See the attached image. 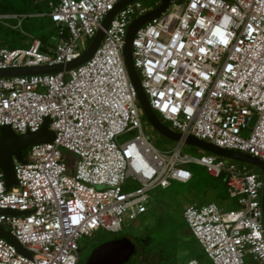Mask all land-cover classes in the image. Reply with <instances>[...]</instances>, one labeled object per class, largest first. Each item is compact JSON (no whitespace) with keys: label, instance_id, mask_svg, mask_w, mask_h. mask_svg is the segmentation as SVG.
Listing matches in <instances>:
<instances>
[{"label":"built area","instance_id":"2783aa9c","mask_svg":"<svg viewBox=\"0 0 264 264\" xmlns=\"http://www.w3.org/2000/svg\"><path fill=\"white\" fill-rule=\"evenodd\" d=\"M119 1L47 0L59 34L44 43L23 33L31 37L27 48L0 46V70L75 61ZM150 11L139 0L119 11L78 68L0 78V129L37 133L48 118L55 133L52 143L30 147L25 163L16 162L17 186L7 190L0 170V210L27 213L0 215V227L30 254L0 238V264H79L82 238L121 233L148 212L154 189L189 183L190 165L224 178L238 206L185 209L206 257L213 264H264L262 172L206 152L186 154L184 141L162 151L144 133L122 52L130 24ZM9 18L0 15V23ZM133 63L151 108L171 130L264 162V0H171L136 33ZM61 148L78 156L72 176Z\"/></svg>","mask_w":264,"mask_h":264},{"label":"rangeland","instance_id":"374dc122","mask_svg":"<svg viewBox=\"0 0 264 264\" xmlns=\"http://www.w3.org/2000/svg\"><path fill=\"white\" fill-rule=\"evenodd\" d=\"M149 10H154L159 0H139ZM27 2L30 0H0V14L4 9L13 12L17 6L22 9L24 6L29 5ZM12 10H11V9ZM22 19V29L14 30L7 29L1 36L6 38L9 42L16 43V48H27L26 43L31 42V37L24 35L22 30L33 38H39L42 35L50 32L53 27L45 26L40 28L39 23L32 19V15L16 14ZM23 16H26L23 18ZM11 27L19 25L18 19H12L9 21ZM85 42V40H83ZM92 41H90L91 43ZM90 44H87V48ZM81 50L83 46L80 42ZM158 118L160 116L157 114ZM160 121L171 129L170 124ZM257 121L254 117L250 123V129H252ZM143 130L145 135L151 141V143L158 149L165 151L174 146V142L165 138L158 133L152 125L143 117ZM248 129L243 132L244 137H249L251 130ZM130 137L120 139V143H123ZM186 154L199 157L205 151L198 148L186 145L184 148ZM61 153L69 164L68 175L74 174L75 165L78 161V156L70 152L65 148H61ZM225 160H230L226 159ZM233 161V160H232ZM239 166H247L253 171L259 169L255 166L249 165L244 162L234 161ZM201 167V166H199ZM202 172L208 174L205 168H202ZM125 190H128L126 188ZM222 189L216 187L206 186L194 187L191 190H187L186 185L179 182H173V185L168 189L156 188L151 192L152 200L150 201L148 208L149 211L139 217L137 221L126 222L124 230L118 234L120 237H129L137 246V254L134 255L128 264H141V259L144 257L149 261H155L154 264H187L191 258H197L200 255V251H197L196 246H190L187 243L188 236L185 231L188 230V225L183 217L185 209L190 205H206L209 203H215L220 205V199L218 195ZM116 235L105 231L97 232L92 238L84 237L80 240V262L79 264H86L90 255L99 246L100 243L114 238ZM190 240L194 241V237L189 235ZM196 239V238H195ZM203 251V250H202ZM204 254V252H203ZM205 255V254H204ZM206 256V255H205ZM144 260V259H143ZM200 264H213L212 261L206 257L205 260L199 261Z\"/></svg>","mask_w":264,"mask_h":264},{"label":"water","instance_id":"95a60500","mask_svg":"<svg viewBox=\"0 0 264 264\" xmlns=\"http://www.w3.org/2000/svg\"><path fill=\"white\" fill-rule=\"evenodd\" d=\"M137 0H120L114 9L105 17L102 28L98 31L96 37L90 43L88 48L75 61L56 65L53 67H27V68H12L0 70V78L25 77L45 74H57L72 69L78 68L88 62L95 54L97 49L102 44L105 38V32L109 29L111 22L115 16L129 4ZM161 5L147 14L135 19L129 26L123 47V58L126 64L128 75L131 83L137 92V98L140 107L143 110L144 117L152 125L154 130L160 133L165 138L174 143L184 141L187 145L198 148L206 153L213 154L220 158H226L233 161L244 162L257 167L264 177V162L251 155L222 149L211 143L200 140L194 136L184 137L182 134L169 129L157 117L149 104V100L142 87L139 75L133 63V41L136 33L147 23L161 17L168 9L171 0H159ZM50 119H46L42 128L37 133H26L17 135L9 126L1 127L0 129V170L5 175L6 188L10 190L13 186L18 185L16 176V162L25 163L24 153L32 146L37 144H48L55 140V133L50 130ZM262 207L264 211V187L262 192ZM7 214L12 216H23L26 212H18L14 210H0V215ZM0 238L7 240L14 245L19 252L30 257V254L25 252L17 240L11 233L0 227ZM137 254V246L129 237H121L117 240L103 243L98 246L90 255L86 264H128L132 257Z\"/></svg>","mask_w":264,"mask_h":264},{"label":"trees","instance_id":"16d2710c","mask_svg":"<svg viewBox=\"0 0 264 264\" xmlns=\"http://www.w3.org/2000/svg\"><path fill=\"white\" fill-rule=\"evenodd\" d=\"M27 3L29 5L24 6L23 9L20 6H17L13 12L7 11L8 8H6L7 10L4 9L3 12L1 13L33 15L32 19L36 22V25L37 23H39L38 27L40 28H45V26L53 27V29L50 32H48L45 35L40 36V40H42L44 43H47L49 38L52 35L59 34L60 32L59 31L60 27H58L55 23H53L52 19L49 17V13L51 12V10L49 8L48 2L47 0H30V2H27ZM0 6H1V3H0ZM22 25H23V22H22ZM6 31L7 29L3 27L2 25H0V46L16 48L15 47L17 45L16 43L9 42L6 38L1 36V34L5 33ZM24 154H26V152ZM188 168L193 173L192 180L187 184H183V185H186L188 191L193 189L194 187H202V185L206 186L207 188L216 187L218 189H222L220 194L218 195L221 201L220 205L225 207L226 210H236L238 208L236 201L232 200L229 197V194L226 188V182L224 178H214L211 175H209V173L205 174L204 172H202L201 167H199L198 165H190ZM197 206L202 207L205 205H197ZM115 235L116 236L114 238L100 243L99 246L102 245L103 243L110 242V241L121 238L118 234H115Z\"/></svg>","mask_w":264,"mask_h":264},{"label":"crops","instance_id":"0c3cea01","mask_svg":"<svg viewBox=\"0 0 264 264\" xmlns=\"http://www.w3.org/2000/svg\"><path fill=\"white\" fill-rule=\"evenodd\" d=\"M0 15H6V16H11L12 18H9V19H7V20H5L4 22L6 23V25H3L2 23H0V25H2L3 27H5V28H8V29H14V30H18V29H22V19H20V16H18V15H16V14H8V13H1ZM33 16V15H32ZM41 16V15H40ZM15 17H18V18H15ZM26 16H23V18H25ZM12 19H18L19 20V25H16V26H13V28L11 27V25H10V23H9V21L10 20H12ZM21 33H25L23 30H22V32ZM26 34V33H25ZM55 36H57V34H54V35H52L50 38H49V40H48V42L51 40V38L52 37H55ZM47 42V43H48ZM26 45H27V47L30 45V42L28 41L27 43H26ZM1 47H3V46H1ZM6 48H10V47H6ZM151 200H152V196H151ZM150 200V201H151ZM193 205H195V204H193ZM197 206V205H196ZM148 211H149V208H148ZM184 217V216H183ZM185 234L188 236V239H187V243H189L190 244V246L192 247V246H196V249H197V251H200V255L196 258H191L190 260H193V259H195V260H198V261H203V260H205V258H206V256L203 254V251H202V248H201V246H200V244H199V242L197 241V239H195V237L193 236V234L191 233V231L189 230V228H188V230H186L185 231ZM189 235H191L192 237H194V241H192V240H190V237H189ZM144 259V260H143ZM156 260H157V258H156ZM156 260L154 261H149V260H147V259H145L144 257L141 259V264H154L155 262H156ZM189 260V261H190ZM188 261V262H189ZM188 262H187V264H188Z\"/></svg>","mask_w":264,"mask_h":264}]
</instances>
